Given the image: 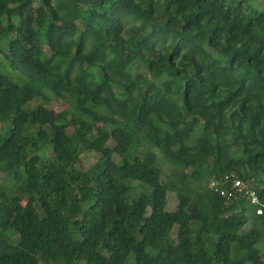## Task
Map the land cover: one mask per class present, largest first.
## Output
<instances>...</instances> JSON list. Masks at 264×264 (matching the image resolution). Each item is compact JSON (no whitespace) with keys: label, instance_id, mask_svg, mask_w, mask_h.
I'll list each match as a JSON object with an SVG mask.
<instances>
[{"label":"trees","instance_id":"16d2710c","mask_svg":"<svg viewBox=\"0 0 264 264\" xmlns=\"http://www.w3.org/2000/svg\"><path fill=\"white\" fill-rule=\"evenodd\" d=\"M0 54V264H264V10L0 0Z\"/></svg>","mask_w":264,"mask_h":264},{"label":"rangeland","instance_id":"374dc122","mask_svg":"<svg viewBox=\"0 0 264 264\" xmlns=\"http://www.w3.org/2000/svg\"><path fill=\"white\" fill-rule=\"evenodd\" d=\"M250 5L253 6L254 8L258 9L259 11L261 10H264V0H248ZM3 58V56L0 54V71L7 74V75H11V70L3 64V62L1 61ZM50 109L54 110L55 112L59 113L61 112L65 106V104H63L62 102L60 101H52L50 104L47 105ZM201 127L202 126H199L196 134H199L201 132ZM232 152H235L236 151V148H232L231 150ZM99 156L95 153H92V152H89V153H85L84 155H82V158H81V161L79 163V167L82 168V169H88L90 166H92L97 160H98ZM119 160V159H117ZM161 166L163 167V177H165L166 174H169L172 170V165L166 161H162L161 162ZM5 178V174L0 170V183H2L3 179ZM139 189H137V192L140 191V185H136ZM93 194V192H92ZM27 200L24 199L23 200V203L24 204H27ZM177 205H178V200H177V196L170 192L169 193V202H168V206H167V209L169 211H173L177 208ZM249 214V213H248ZM250 217L249 218H252V214H249ZM252 226V223H249L247 224L246 228H250ZM176 233H177V228H175V230H173L172 232V237L175 238L176 237ZM258 248L261 252V254L263 255L264 254V239L258 244ZM149 251L152 253V254H156V249H149Z\"/></svg>","mask_w":264,"mask_h":264},{"label":"built area","instance_id":"2783aa9c","mask_svg":"<svg viewBox=\"0 0 264 264\" xmlns=\"http://www.w3.org/2000/svg\"><path fill=\"white\" fill-rule=\"evenodd\" d=\"M209 187L218 195L225 197L228 202L241 197H248L254 204L259 202L255 191L250 189V184L240 179L234 172L225 175L223 179H212ZM257 213H262V209H258Z\"/></svg>","mask_w":264,"mask_h":264},{"label":"clouds","instance_id":"9594fccd","mask_svg":"<svg viewBox=\"0 0 264 264\" xmlns=\"http://www.w3.org/2000/svg\"><path fill=\"white\" fill-rule=\"evenodd\" d=\"M259 214V213H258ZM261 214V213H260Z\"/></svg>","mask_w":264,"mask_h":264}]
</instances>
